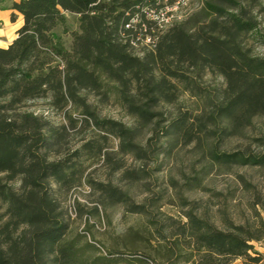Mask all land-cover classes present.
Returning a JSON list of instances; mask_svg holds the SVG:
<instances>
[{"label": "trees", "instance_id": "obj_1", "mask_svg": "<svg viewBox=\"0 0 264 264\" xmlns=\"http://www.w3.org/2000/svg\"><path fill=\"white\" fill-rule=\"evenodd\" d=\"M8 1V2H7ZM156 0H0L23 23L7 47H0V264H105L108 255L86 256L68 238L63 207L68 192L88 184L102 205L123 203L145 212L141 204L112 181L90 178L87 168L103 162L109 174L121 171L137 181L140 171L126 168L125 156L154 162L177 146L192 145L210 168L264 167V134L255 129L264 117V55L246 44L258 28L259 0H204L187 18L167 27L141 55L132 52L121 32L137 6ZM65 12L78 14L67 48L55 32L68 31ZM15 14H11L14 21ZM264 44V35H261ZM220 76L222 84L205 82ZM188 92L197 108L178 104ZM114 94L128 125L101 116L90 100ZM48 98L62 112L53 123L25 109L27 101ZM171 105L173 110H165ZM117 140L115 150L108 141ZM233 148H224L229 139ZM119 155L118 157H114ZM142 171V170H141ZM236 178L246 183L243 174ZM252 219L223 215L220 225L197 200L187 201L184 220L167 216L156 229L153 255L138 264H259L254 243L264 239V192L254 190ZM260 209V211L257 209ZM88 245V244H87Z\"/></svg>", "mask_w": 264, "mask_h": 264}, {"label": "rangeland", "instance_id": "obj_2", "mask_svg": "<svg viewBox=\"0 0 264 264\" xmlns=\"http://www.w3.org/2000/svg\"><path fill=\"white\" fill-rule=\"evenodd\" d=\"M184 1L185 5L181 7L176 22L199 10L204 0ZM259 2L264 5V0ZM65 16L68 31L63 32V28L59 26L55 32L69 48L71 32L78 30L79 21L76 13L65 12ZM257 18V30L248 34L245 41L253 53L262 56L264 13L258 14ZM204 80L211 85L223 83L220 76L210 74ZM90 100L97 105L101 116L111 117L128 125L133 123V118L127 114L114 94L107 101H99L97 96H91ZM178 104L189 109L198 106L195 98L188 92L180 94ZM25 109L41 114L53 123L63 121L62 112L53 109L48 98L27 101ZM164 109L171 111L173 107L165 105ZM254 123L256 127L252 132L257 133L258 128H261L264 134V117L256 118ZM237 142L235 138L229 139L224 148H233ZM108 143L113 150L116 149L117 140L110 138ZM118 156L114 154V157ZM125 160L128 170L140 171L141 177L137 181L131 182L122 177L121 171L109 174V168L101 161L92 163L86 172L94 180H110L118 185L128 194L131 202L143 205L145 212H130L123 203L102 205L98 202V192L85 183L71 189L62 203L69 222L67 237L74 239L85 250L86 256L105 254L116 258L105 264H138L139 258L147 254L153 255V247L158 242L156 229L166 222L167 216L184 220L183 213L189 208L187 201L197 200V212H207L210 219L220 225L223 215L236 222L243 218L252 219V192H264V167H235L231 172H223L216 167L212 169L207 159L192 145L177 146L169 154H161L156 161L143 165L130 155L125 156ZM236 172L244 175L246 183L238 181ZM257 209L260 211L258 207ZM261 214L264 216L263 212ZM260 242L254 243L255 247ZM148 261L149 264H154L150 259Z\"/></svg>", "mask_w": 264, "mask_h": 264}, {"label": "built area", "instance_id": "obj_3", "mask_svg": "<svg viewBox=\"0 0 264 264\" xmlns=\"http://www.w3.org/2000/svg\"><path fill=\"white\" fill-rule=\"evenodd\" d=\"M184 5V0H156L152 5L137 6L133 13L126 11L128 19L124 23L126 31L121 32L122 40L129 42L136 55L153 49L159 34L178 20V13Z\"/></svg>", "mask_w": 264, "mask_h": 264}, {"label": "crops", "instance_id": "obj_4", "mask_svg": "<svg viewBox=\"0 0 264 264\" xmlns=\"http://www.w3.org/2000/svg\"><path fill=\"white\" fill-rule=\"evenodd\" d=\"M15 14V21L11 20V14ZM23 23L20 13L11 9H0V47H7L16 37V30ZM256 249L263 255L260 264H264V240L259 243ZM232 264H243L240 258L234 260Z\"/></svg>", "mask_w": 264, "mask_h": 264}]
</instances>
